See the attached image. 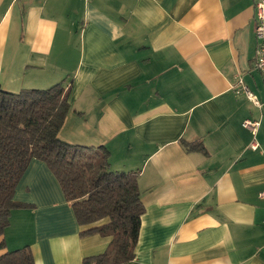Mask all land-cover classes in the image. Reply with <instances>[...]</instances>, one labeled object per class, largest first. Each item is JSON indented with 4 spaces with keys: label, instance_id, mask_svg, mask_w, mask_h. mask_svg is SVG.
Instances as JSON below:
<instances>
[{
    "label": "crops",
    "instance_id": "0c3cea01",
    "mask_svg": "<svg viewBox=\"0 0 264 264\" xmlns=\"http://www.w3.org/2000/svg\"><path fill=\"white\" fill-rule=\"evenodd\" d=\"M256 1L0 0L2 89L70 84L60 139L104 146L111 170L139 172L128 264H264ZM239 81L261 107L235 93ZM245 120L259 122L255 135ZM13 200L29 207L12 210L0 256L28 246L34 264H81L105 251L108 237L80 235L45 163L29 162Z\"/></svg>",
    "mask_w": 264,
    "mask_h": 264
},
{
    "label": "trees",
    "instance_id": "16d2710c",
    "mask_svg": "<svg viewBox=\"0 0 264 264\" xmlns=\"http://www.w3.org/2000/svg\"><path fill=\"white\" fill-rule=\"evenodd\" d=\"M69 92L65 81L17 93L0 86V237L12 210L29 207L15 202L13 196L29 162L36 159L56 178L77 224L87 227L80 235L109 238L103 253L86 257L81 264H128L135 257L144 214L139 172L111 170L104 146L72 145L60 139L70 110ZM182 145L188 152L204 151L201 144ZM0 264H34V259L24 246L1 255Z\"/></svg>",
    "mask_w": 264,
    "mask_h": 264
},
{
    "label": "built area",
    "instance_id": "2783aa9c",
    "mask_svg": "<svg viewBox=\"0 0 264 264\" xmlns=\"http://www.w3.org/2000/svg\"><path fill=\"white\" fill-rule=\"evenodd\" d=\"M253 17L255 21L254 34L256 39V57H255V69L264 79V0H257L253 5ZM240 87L235 90L236 94H244L245 97L254 106L261 107L260 101L250 92L247 87L241 86V81H239ZM259 126V122L245 120L242 122V127L251 130L252 135H255L256 130ZM258 144L253 142L250 145L252 150L257 149ZM259 199L264 200V190L259 192Z\"/></svg>",
    "mask_w": 264,
    "mask_h": 264
}]
</instances>
